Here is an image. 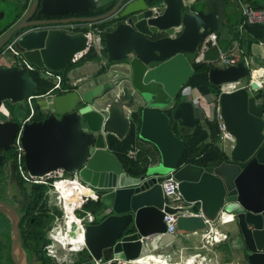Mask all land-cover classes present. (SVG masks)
<instances>
[{"label": "water", "instance_id": "obj_1", "mask_svg": "<svg viewBox=\"0 0 264 264\" xmlns=\"http://www.w3.org/2000/svg\"><path fill=\"white\" fill-rule=\"evenodd\" d=\"M103 1L32 0L26 14L0 36L1 50L18 31L27 29L15 36L20 59L60 73L75 54L86 50L88 39L84 31L66 32L56 26L107 23L102 30L95 29L104 39L106 70L79 80L71 91L37 97L35 103L46 117L25 124L21 136L31 176L62 170L82 181L88 187L82 192L95 195L102 204L103 219L83 224L90 258L83 264H122L120 260L134 264L149 243L144 239L165 233L164 213L187 210L186 204L195 203L200 215L178 217L176 234L206 232L222 213L232 214L236 250L247 264H264V85L261 90L251 83L218 97L219 116L233 139L229 162L180 165L182 140L171 129V123L180 131L195 127L193 103L178 95L193 75L191 61L199 54L202 39L221 32L225 3L207 0L205 8L195 11L183 0H113V7L101 15L67 17L94 11ZM218 53L217 46L210 47L203 60L214 61ZM248 77L245 61L208 72L209 83L216 86ZM36 90L26 67L0 64V107L5 101L21 104L37 96ZM134 114L139 119L138 138L159 155L139 176H131L105 146L108 136L119 141L126 137ZM21 120L0 123V139L6 129L13 141ZM163 171L178 181L181 209L164 206ZM0 210L6 211L2 203ZM15 217L13 253L24 264Z\"/></svg>", "mask_w": 264, "mask_h": 264}, {"label": "trees", "instance_id": "obj_2", "mask_svg": "<svg viewBox=\"0 0 264 264\" xmlns=\"http://www.w3.org/2000/svg\"><path fill=\"white\" fill-rule=\"evenodd\" d=\"M30 0H24V3L17 9L13 18L7 22L5 25L0 26V36H2L6 31H8L14 24H16L24 15L26 9L29 6ZM157 1V0H156ZM205 2L206 0H202ZM226 5V20L228 23L223 25V29L221 32H216L217 45L221 49V51L225 54H231L235 47H238L239 50H244V53L239 55V61L244 60L245 57L250 55L251 48L254 44H258L262 40V34L264 30V24H248L245 18L241 14L240 4H246L247 6L253 9L264 8V0H221ZM114 5V2H111L105 7L97 8L94 11H86L79 12L77 14H72L69 16L73 17H94L97 15H101L109 11ZM199 9V7L195 6V10ZM107 23H100L91 25L89 27L77 28L75 31H94L95 29L102 30ZM91 29V30H90ZM225 32V37L222 36V33ZM96 33V32H95ZM97 34V33H96ZM99 34V33H98ZM100 35V43L102 49L100 54L90 47L82 57L74 62L70 63L64 71L60 73H56L61 77L60 89L52 91L51 94L60 95L67 91L72 90V86L69 83L68 73L76 68L78 64H83L87 61H100L101 58H106V49L104 44V39L101 34ZM200 48V47H199ZM198 48V51H199ZM198 56V55H197ZM196 56V57H197ZM196 57L191 61L193 75L190 80L183 86V88H190L192 92L197 97H202L206 95H212L215 98L219 94V86L212 85L208 81V72L211 67H213V63L210 61L199 60L196 61ZM106 70L105 67H101L97 74H100ZM43 71L35 68L30 72L31 78L37 84V92L38 96H46L50 90L54 87L55 82L51 79H46L43 76ZM180 96V92L179 95ZM34 106V116L32 117V121H41L46 117V114L41 112L39 107L36 105L35 100H33ZM29 109L26 107V111L23 117L28 116ZM196 125L195 128L190 132L185 134L182 137V146H183V156L179 161V164H192L197 166L207 167L211 164H220L222 162H229L228 156L223 152V150L219 147L218 143L222 137V133L219 131L218 122L216 119V114H214L213 119L208 120L204 118L200 119L196 115L195 117ZM138 127H139V119L137 115H132L130 129L126 135V137L119 141L113 136H108L106 138L107 148L109 151L116 156L118 161L121 163L122 167L128 170V173L131 176H139L141 175L146 167L149 164H153L155 161L154 155L149 148H143L140 145L141 139L138 138ZM171 129L175 132L176 126L174 123H171ZM178 133V132H177ZM143 142V141H142ZM153 147V146H152ZM155 149V147H153ZM137 149V154L135 159H131L128 157L127 153L129 150ZM156 151V149H155ZM15 154V153H14ZM16 158V154H15ZM52 180H50V184ZM71 188V197L70 201L73 204V211L77 205V200H79L78 207L81 205V195L77 193L78 187L76 183L72 184ZM51 186L47 185H35L33 187V195L28 199L27 206L33 211L36 212L38 208L42 205L45 207L47 202L46 193L49 191ZM82 195H85L82 193ZM89 195V192L86 194ZM79 196V198H78ZM76 199V201H74ZM102 209L101 202L97 199L92 200L88 199L82 209L76 210L74 214L80 213L86 216L89 213L93 217V223H98L103 218H100V211ZM44 216L42 219H35V222L39 220L38 227L40 231L44 224L52 219L57 217H62V211L56 210L53 213L45 210ZM77 217V216H76ZM79 218V217H77ZM40 238L35 239V245L39 244ZM79 262H82L86 258V250L78 252ZM85 257V258H82ZM107 258H109L107 256ZM43 259V258H41ZM108 260V259H107Z\"/></svg>", "mask_w": 264, "mask_h": 264}, {"label": "built area", "instance_id": "obj_3", "mask_svg": "<svg viewBox=\"0 0 264 264\" xmlns=\"http://www.w3.org/2000/svg\"><path fill=\"white\" fill-rule=\"evenodd\" d=\"M241 13H242V16L245 18V20L248 24H264V8L253 9L249 6H243L241 8ZM85 26L86 25L79 24V23H66V24H59L56 27H59L63 30L68 29L66 32H74L77 28H83ZM85 35L87 36V39H88L86 50L84 52L75 54L73 56L72 63L78 61L82 57V55H84L86 53V51L90 47H92V43L94 42L95 39L97 41H99V38L98 37L95 38V35L93 34L92 31L85 32ZM215 40H216V36L214 34H209L203 39V41L200 45L199 51H198L199 54L196 57V61H199L200 59H202L203 55L200 56V54H202L201 52L207 50L210 45L215 43ZM14 43H15V38L12 41H8L6 46H4L2 52L6 53V52L10 51L15 56H18L19 53L15 49H13V47H12ZM237 62H238L237 57L228 56L226 54L219 52L218 58L215 60L214 65L218 68H225V67L230 66V65H235V64H237ZM17 65L19 67H26L29 72H31L35 69L34 66L28 64L26 61H24L22 59H19ZM43 76L46 79H51L55 82L54 87L50 90V92L48 94H51L52 91H54V90L60 89L61 77L59 75H57L56 73H52L50 71L44 70ZM251 83H256L258 86V89L263 88V85H264V70L263 69H253L252 71H249L248 81L243 85H241L240 81L222 84L220 86L219 95L221 93L233 92V91H235L241 87L249 88ZM37 97H41V96L37 95L35 97H28L27 99H25L26 106L29 109V114L26 118L21 120V123L19 124L17 132L15 133V136L13 138V149H14L15 154H16L17 173L20 177V181L24 187V190L28 196L31 194L33 187L35 185H47V186L49 185V186H51V188L48 191V194L51 195L52 193H57V190L62 185L76 183L77 187H78L77 193L82 196L81 197L82 202H81L80 207H75V210H74V212H75L76 210L82 209L84 203L88 199H92L95 201L97 200V197L95 195H91L89 197L86 195H82V189L88 188L87 186L83 185L82 183H80L79 181H77L74 178H70V179L66 178L64 176L65 173L62 170L54 171V172L46 174L45 176H42V177H35V176H31L25 168L24 151H23V148L21 146V136H22L24 125L29 123L31 121L32 117L34 116L33 100H35ZM217 119L220 122L219 129L223 133L224 137L225 138L230 137L225 132L221 118L219 115H217ZM136 154H137V150H129L127 153L128 157L131 159H135ZM50 180H52L51 184H50ZM160 188H161L163 199H164V206H169L171 208L181 209V203H180L181 202V196L178 192V181L176 179H174V177L172 175L164 178L160 182ZM172 199L174 200V203H170V201ZM55 204H56V207L60 211H62L63 217L61 220L52 219L46 224V227H47L46 231H48L50 227L52 229L56 230L54 234H50L49 238L52 242L56 238L55 235L57 233H59L60 226H62V228L65 227L64 224L67 222V215L65 213L64 203L59 202V198H58V202ZM74 212H73V215H74L76 221L80 224V226H82V229H83V220L84 219H86L87 222L93 221V217L89 213L86 214L85 218H77L75 216ZM186 215L199 216L198 214L189 213L188 210H186V209L185 210H179L173 214L164 213L163 222L165 223L166 230H165V233L161 234V235L172 236L175 233V226H176V222H177L178 217H184ZM226 218H228L227 221H225ZM233 219H234V216L232 214L222 213L220 221L223 223H231V222H233ZM64 229L65 228H63V230ZM223 237L225 239V235ZM152 239H153L152 237H146L144 240L145 241H151ZM82 249H85L84 243H83ZM51 256H53V255H51ZM141 260L142 259L139 258L138 261L135 262L134 264H141V263H139ZM189 260H192V262H193V257ZM120 262L122 264H133V263H129V262L121 261V260H120ZM96 264H100V262H96Z\"/></svg>", "mask_w": 264, "mask_h": 264}, {"label": "flooded vegetation", "instance_id": "obj_4", "mask_svg": "<svg viewBox=\"0 0 264 264\" xmlns=\"http://www.w3.org/2000/svg\"><path fill=\"white\" fill-rule=\"evenodd\" d=\"M28 9H29V6L26 9L24 15L28 11ZM67 17H73V16L67 15ZM118 21H121V20H118ZM5 24L6 23H3L0 21V26H3ZM24 30H27V29L18 31L15 34V36L23 32ZM12 38L9 41L14 40L15 37L13 36ZM6 44L4 46H6ZM14 44L12 46L13 49H15ZM3 48L0 50V53L2 52ZM17 57L20 59V54ZM12 64H15V63H12ZM24 102L21 104L15 105L14 109H13V106H10V105H13L12 103L8 101L3 102L2 105L5 104L6 106H10L11 110L10 112L7 110L1 111V107H0V112H3L5 114V119L0 120V123L15 121L16 119H19V118L21 119L26 118L27 116L23 117L26 111V107H27L26 102L25 103ZM0 131H1V128H0ZM4 132H5V137L0 139V146L7 147V148L5 150L0 149V156H1L0 203H2L5 206L6 211L2 212L0 210V264H23L22 262H18L17 254L14 255L13 253L14 234L12 231V227H13L12 220L16 218L15 215L18 217L17 228H18V236H19V245L23 253L24 264H37V263L38 264H56L54 262L55 258L51 256V254H49L50 249L47 248L48 246H50L52 242L49 238L50 231L52 230V228L50 227L49 230L46 231V228H47L46 224L49 221L44 224L42 231H40L38 227L39 220L35 222L36 218L42 219V216H44V212H46L45 210H48L51 213H53L56 210H59L55 204L57 203L56 199L54 201L55 203H52L51 205L48 203V200H47L45 207L41 205L36 212H33L27 206L28 199L33 195V190L29 196L26 194L24 187L20 181V177L17 173V169H16V158L14 154L15 151L13 149V141H11V139L9 140V137H10L9 130L5 129ZM62 217L60 218V217L55 216L54 219L61 220ZM234 220L235 218L233 219V222ZM36 238L41 239L39 244L37 245H35ZM185 250L190 251L191 249L186 248ZM76 253H77L76 254L77 258L71 264H83L90 260V258L88 257V253H87L86 258L82 257V258H85V260H83L82 262H79L77 261L79 254L78 252ZM242 259L245 260V258H242ZM158 261H159L158 264H180L175 261L166 263L164 259H161V258ZM61 264H66V263L62 262ZM196 264L198 263L196 262ZM200 264H208V258L204 257Z\"/></svg>", "mask_w": 264, "mask_h": 264}, {"label": "crops", "instance_id": "obj_5", "mask_svg": "<svg viewBox=\"0 0 264 264\" xmlns=\"http://www.w3.org/2000/svg\"><path fill=\"white\" fill-rule=\"evenodd\" d=\"M31 1L32 0L29 1V6L31 4ZM183 1H184L185 6H189L193 10H195V6L196 7H199V9H196L195 11H198V10H201V9L205 8L204 7V2L202 0H183ZM111 2H114V1L113 0H104L98 8L105 7L108 4H110ZM23 3H24V0H19V4H20L19 7ZM243 6H247V5L246 4H240V10H241V8ZM225 12H226V7H225ZM226 19L227 18H226V14H225V17L223 19L222 29H223V25H225L226 23H228V21ZM85 27H89V26H85ZM93 33H95V32H93ZM211 34H214L215 35V33H211ZM97 35H99V34L97 33ZM97 37L99 38V41H98L99 44H98V47L96 49V52L99 55L100 54V51L102 49V46H101V43H100V35L99 36H95V38H97ZM203 39H202V41H203ZM256 45L257 46H264L262 40L258 44H254V46H256ZM213 46H217L218 47V45H217V39L215 40V43L214 44H212V45L209 46V48L210 47H213ZM236 49H238V47H235L234 51L231 54H226V55H228V56H235L234 55V52L237 51ZM218 50H219V52L223 53L219 47H218ZM206 51L207 50L201 52L203 56H204V54H205ZM238 51H239V49H238ZM223 54H225V53H223ZM235 57H237V56H235ZM237 59H238V62H239V56L237 57ZM200 60H203V57ZM104 61H105V58H101L100 61H98L99 68L96 70V72L91 73V74H87L84 77H80V76L79 77H74L73 76L74 72L71 70L68 73L69 74L68 79L69 78L72 79L71 81L69 79L70 85H73L74 83L78 82L79 80H82V79H84V78H86L88 76H91V75L97 73V71L100 69V66L102 67V64H103ZM241 61H245L246 62V65L248 67V64H247V61L245 60V58H244V60H241ZM89 62L90 61H87L85 63H89ZM211 62L213 63V67H216L214 65L215 60L214 61H211ZM221 69H224V68H221ZM238 81H240V82L241 81H245V83H246L248 81V78L243 79V80H238ZM235 82H237V81H235ZM221 85H219V89H220V86ZM262 89L263 88H261V90ZM219 93H220V91H219ZM180 95H181L182 100L191 101L193 103V105L195 107V109H194L195 110V116L197 115L198 117H200L201 120H203L204 118H207L208 120H211V119H213L214 114H216V119H217V115H219V111H218V107H217V100H218L219 94H218V96L216 98L214 96H212V95H206V96H202V97H197L192 92V90L190 88H183L182 87L181 88V91H180ZM217 122H218V128H219L220 122L218 121V119H217ZM175 126H176V131L178 133L175 132V131L174 132L177 134V136L179 138H181V140H182V137L185 134L190 133L195 128V127L194 128H187V129H183L182 131H180V129L177 127L176 124H175ZM219 131H220V129H219ZM222 137H223V133H222ZM230 138H231V140L233 142V139H232L231 136H230ZM142 141L139 142L140 145L143 148H149V149H151V151H152V153L154 155L155 161H158L159 155H158L157 150L155 151V149H153L151 147L152 145L150 143L145 142V141L142 142ZM105 146H106V149L109 151V149L107 148V141L106 140H105ZM135 150H137V149H135ZM77 203H78V200H77ZM186 205H187L186 207H187V210H188L189 213H193V214L200 215L199 204L198 203H195V204H186ZM225 224H227V223H223L221 221H218L217 223L212 224L210 226V228H209L208 231L202 232L201 239L204 241L205 238H207L206 237L207 235L205 236V234H208L209 235L210 242L209 241L206 242V243L204 242V244L200 245L198 248L205 249L206 250V255L205 254L204 255H200L199 253H196V254H193V255L188 256L187 257L188 259L187 258H183V253H184V251H185L186 248H189L191 250L193 249L192 246H186L185 245V246H182L179 249V252H178L179 253V256H178L179 259H178L177 263H181V262H183L185 260V263L184 264H187V262L189 261V259H191L193 257V263L196 264V262H197L198 264H200L202 262V260H203L202 258L207 257L208 258V264L211 263V262H217V261H221L222 264H247L246 261L242 259L243 258L242 255L236 250V240H235L234 234L230 238V236L227 234V229L225 227H223ZM197 233L198 232H192V233H189V234H182V235H184V237L187 238L190 235H196ZM175 235H180V234H176V232H175L172 235V237L175 236ZM224 235H225V239L223 237ZM163 236L164 235H161V234L154 235V236H152L153 239L151 241H148L149 243L150 242L152 243V246H153L152 249L159 251L158 253H156V254L148 253L147 245H144L143 246V249H142V252H141V255H140V258L141 259L142 258H148V256L150 255V256L154 257V259L157 260V261L161 258V259H164V261L166 263L171 262L172 261V255L176 253V250H175L176 249V245L173 244L172 238L169 239L166 244H163L162 245L161 244V239H162ZM205 244H207V246H210V248H206V245ZM168 245H170V247L173 248L175 252H172V253L166 252V253H164V252L161 251L162 248H165ZM232 258L235 259L234 262L232 261ZM227 259H230V260H227ZM190 261H192V260H190Z\"/></svg>", "mask_w": 264, "mask_h": 264}, {"label": "rangeland", "instance_id": "obj_6", "mask_svg": "<svg viewBox=\"0 0 264 264\" xmlns=\"http://www.w3.org/2000/svg\"><path fill=\"white\" fill-rule=\"evenodd\" d=\"M19 0H0V11H3V18L1 19V22L3 23H7L9 22L14 14L16 13L17 9L19 8ZM65 30V29H64ZM68 30V29H67ZM65 30V31H67ZM91 30V29H90ZM94 32V31H93ZM95 36H99L95 33H93ZM222 36L225 37V32L222 33ZM15 37V36H14ZM13 39V38H12ZM98 41L95 39L94 42L92 43V47L93 49L96 51L97 47H98ZM208 50V49H207ZM238 51V49H236ZM235 51L234 52V55L235 56H239L240 53H244V50H239L238 52ZM200 56H202V54H200ZM203 57V56H202ZM218 58V57H217ZM245 60L247 61V64H248V67H249V70L252 71L253 69H263L264 70V46H252L251 48V51H250V55H248V57H245ZM17 61H19V58L17 56H15L12 52H7L5 53L1 59H0V64H5V65H10L12 63H17ZM99 68V63L98 61H90L89 63H83V64H78V66H76V68L72 69V71L74 72L73 76L74 77H84L86 76L87 74H91V73H94L96 72V70ZM68 77H69V74H68ZM70 79V78H69ZM72 79H70L71 81ZM245 84V81H241V85ZM263 90V89H262ZM263 100H260L259 103H262ZM25 103V102H24ZM10 106H13V109L15 108V105H10ZM10 106H6L5 104H3L1 106V111H9L10 112ZM5 119V114L3 112H0V120H4ZM224 137V135H223ZM221 138L218 145L219 147L223 150V152L229 156V152H230V149L233 145V142L231 140L230 137L228 138ZM152 147V146H151ZM153 148V147H152ZM154 149V148H153ZM163 176L166 177L168 174H169V171H163L162 172ZM66 178H72V176H69V175H64ZM82 184H84L82 181L80 182ZM69 184L67 185H62L60 186L61 188L65 190H67L69 188L68 186ZM56 196V198H55ZM46 197H47V200H48V203L51 205L52 203H55V199H56V202H58V194L57 193H52L51 195H49L48 193H46ZM60 202V200H59ZM170 203H174V200L172 199L170 201ZM52 209V208H51ZM75 210V209H74ZM74 212V211H73ZM77 217L79 218H84V214H80V213H76ZM86 219L83 221V224L86 223ZM70 225L80 229V225L79 223L76 221L73 213H72V217H67V222L64 224L65 227L63 228H66L63 230L62 226H60V230H59V233L61 232H68V233H71L73 232V230L71 229V227H69ZM223 227H225L227 229V234L230 236V238L233 236L234 234V237H235V229H234V223H227L225 224ZM55 229H52L50 231V234H54L55 233ZM59 233H57L55 235L56 238H58V235ZM201 234L202 232H198L196 235H190L189 237L185 238L184 235H175V236H167V235H164L161 239V244H166L167 241L169 239L172 238V242L174 245H176V253L172 255V261L171 262H177L178 261V256H179V249L182 247V246H192L193 249L190 250V251H187L185 250L184 253H183V258H187L188 256L190 255H193V254H196V253H199L200 255H206V250L205 249H200L198 248L200 245L204 244V242H210L209 240V235L208 234H205L207 235L206 239L203 241L201 239ZM157 243V242H156ZM60 243L59 242H51L50 246H48L47 248H49L50 250V253L51 255H53V257H55L56 259H54V262L56 264H61L62 262H65L66 264H71L72 262H74L77 258L76 254L75 253L76 251H80L83 246L80 244L77 245V246H74V249L70 247H64V249H61V246L59 245ZM206 245V248H210V246H207ZM58 247V248H57ZM153 246H152V243H148L147 244V249H148V253H153V254H156L158 253L159 251L157 250H153L152 249ZM52 250V251H51ZM162 252L166 253V252H169V253H172V252H175L173 248L170 247V245L166 246L165 248H162L161 249ZM227 260H230V259H227ZM235 259L232 258V261L234 262ZM185 263V260L183 262H181L180 264H184ZM209 264H222L221 261H217V262H211Z\"/></svg>", "mask_w": 264, "mask_h": 264}, {"label": "bare ground", "instance_id": "obj_7", "mask_svg": "<svg viewBox=\"0 0 264 264\" xmlns=\"http://www.w3.org/2000/svg\"><path fill=\"white\" fill-rule=\"evenodd\" d=\"M68 186H69V188L67 190H65V191H64L63 188L59 187V189L57 190V194L59 196L58 198H59L60 202L64 203V205H65V213H66L67 217H72L73 204L70 201V197H71V188H72L73 185L69 184ZM82 193L83 194H87L88 192L84 191ZM79 196H78V198H79ZM74 201H76V199H74ZM78 203H79V200H78ZM78 203H77L76 207H78ZM69 227H71L73 232H71V233L61 232V233H59L58 238H55L54 241L55 242H59L64 247H68V248H70V247L74 248V246H77V245L80 246V244L83 246L84 242H83V232H82L83 229H82V226H80V229H78V228H76V227H74L72 225H70ZM139 263H141V264H157V263H159V261L155 260L154 257L149 255L148 258L142 259ZM187 264H195V263H193L192 261L189 260L187 262Z\"/></svg>", "mask_w": 264, "mask_h": 264}, {"label": "clouds", "instance_id": "obj_8", "mask_svg": "<svg viewBox=\"0 0 264 264\" xmlns=\"http://www.w3.org/2000/svg\"><path fill=\"white\" fill-rule=\"evenodd\" d=\"M59 245H60V244H59ZM60 246H61V249H64L62 245H60ZM82 250H83V249H82ZM82 250H80V251H82ZM80 251H79V252H80ZM76 252H78V251H76ZM76 252H75V253H76ZM54 258H55V257H54Z\"/></svg>", "mask_w": 264, "mask_h": 264}]
</instances>
